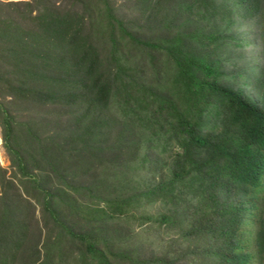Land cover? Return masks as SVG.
<instances>
[{
    "label": "trees",
    "instance_id": "trees-1",
    "mask_svg": "<svg viewBox=\"0 0 264 264\" xmlns=\"http://www.w3.org/2000/svg\"><path fill=\"white\" fill-rule=\"evenodd\" d=\"M0 127V264H263L264 0H0Z\"/></svg>",
    "mask_w": 264,
    "mask_h": 264
},
{
    "label": "rangeland",
    "instance_id": "rangeland-1",
    "mask_svg": "<svg viewBox=\"0 0 264 264\" xmlns=\"http://www.w3.org/2000/svg\"><path fill=\"white\" fill-rule=\"evenodd\" d=\"M0 138H2L1 127H0ZM0 165L2 167H4V168H7L8 171H9V174L14 172V168H12L11 162L9 160V156L6 153V150L4 148L3 140H2V145L0 146ZM143 210L144 209L142 207L141 210L139 209L136 212H137L138 215L143 214V212H148V214L151 213L153 215V214H157V212L161 211V208L157 204L156 206L154 205L149 210H145V211H143ZM149 225L151 226V223H149V222H146L143 225L140 224V226L138 224H136V230L133 231V229H134L133 222L131 224L124 223L122 225V231L120 229L121 233L122 232H126V233L132 232L131 235L134 238H132L127 243L122 244L121 246H123V249L126 250V249L131 248L133 246L132 244H135L136 242H139V244L140 243L143 244V243L146 242V240L154 238L157 233H156V231H151V232L148 231V226ZM159 232L163 233L162 235H160V238L164 239V242L166 243V245H168V248L164 249V250H161L162 249V247H161V249L158 250L155 247L156 245H153L151 248H147V250H145V252L147 251V254L154 253L156 256H158V255H160L161 251H165V252H169L171 250L174 251L176 248L179 247V243H178L179 235H178V232H176L174 229L170 230V231L169 230H164V228H162L161 231H159ZM143 254H144V252H143ZM145 255H146V253H145ZM263 264H264V262H263Z\"/></svg>",
    "mask_w": 264,
    "mask_h": 264
},
{
    "label": "bare ground",
    "instance_id": "bare-ground-1",
    "mask_svg": "<svg viewBox=\"0 0 264 264\" xmlns=\"http://www.w3.org/2000/svg\"><path fill=\"white\" fill-rule=\"evenodd\" d=\"M2 145V143L0 142V146ZM3 151V150H2ZM3 157V156H2ZM4 160V159H3ZM7 163V162H6Z\"/></svg>",
    "mask_w": 264,
    "mask_h": 264
},
{
    "label": "built area",
    "instance_id": "built-area-1",
    "mask_svg": "<svg viewBox=\"0 0 264 264\" xmlns=\"http://www.w3.org/2000/svg\"><path fill=\"white\" fill-rule=\"evenodd\" d=\"M0 141H1V143H2V139L0 138Z\"/></svg>",
    "mask_w": 264,
    "mask_h": 264
}]
</instances>
